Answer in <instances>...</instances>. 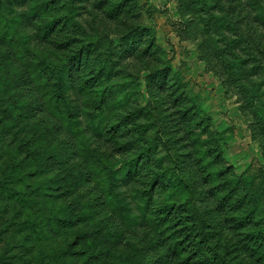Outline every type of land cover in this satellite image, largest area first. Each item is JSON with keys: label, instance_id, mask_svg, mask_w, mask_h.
Masks as SVG:
<instances>
[{"label": "rangeland", "instance_id": "obj_1", "mask_svg": "<svg viewBox=\"0 0 264 264\" xmlns=\"http://www.w3.org/2000/svg\"><path fill=\"white\" fill-rule=\"evenodd\" d=\"M263 230L264 0H0V264H264Z\"/></svg>", "mask_w": 264, "mask_h": 264}, {"label": "trees", "instance_id": "obj_2", "mask_svg": "<svg viewBox=\"0 0 264 264\" xmlns=\"http://www.w3.org/2000/svg\"><path fill=\"white\" fill-rule=\"evenodd\" d=\"M168 207V206H167ZM172 208V206L170 207ZM251 237L257 241V240H261L263 241L264 240V230L263 231H257V232H254L251 234Z\"/></svg>", "mask_w": 264, "mask_h": 264}]
</instances>
